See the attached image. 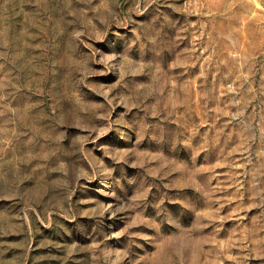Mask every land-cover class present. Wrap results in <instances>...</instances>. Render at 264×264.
Segmentation results:
<instances>
[{
	"label": "rangeland",
	"instance_id": "374dc122",
	"mask_svg": "<svg viewBox=\"0 0 264 264\" xmlns=\"http://www.w3.org/2000/svg\"><path fill=\"white\" fill-rule=\"evenodd\" d=\"M0 264H264V0H0Z\"/></svg>",
	"mask_w": 264,
	"mask_h": 264
}]
</instances>
